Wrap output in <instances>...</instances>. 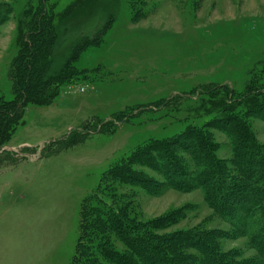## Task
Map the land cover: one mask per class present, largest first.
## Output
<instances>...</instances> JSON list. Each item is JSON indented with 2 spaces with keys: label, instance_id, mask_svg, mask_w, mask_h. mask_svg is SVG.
<instances>
[{
  "label": "rangeland",
  "instance_id": "obj_1",
  "mask_svg": "<svg viewBox=\"0 0 264 264\" xmlns=\"http://www.w3.org/2000/svg\"><path fill=\"white\" fill-rule=\"evenodd\" d=\"M41 12L65 43L107 25L75 60L82 73L52 104L30 103L0 146V264H72L82 204L98 198L155 238L201 237L253 264L264 209L238 186L264 169V0H0V101L15 97L13 65Z\"/></svg>",
  "mask_w": 264,
  "mask_h": 264
},
{
  "label": "trees",
  "instance_id": "obj_2",
  "mask_svg": "<svg viewBox=\"0 0 264 264\" xmlns=\"http://www.w3.org/2000/svg\"><path fill=\"white\" fill-rule=\"evenodd\" d=\"M29 23L30 26L33 24L35 27L23 35L20 51L13 65L15 97L10 101H0V146L8 141L17 127L23 123L22 115L20 118L17 116L20 112H25L30 103L52 104L59 93L58 90L63 80L82 73L76 68L75 60L87 46L100 41L99 35L107 25L106 22L99 23L95 27L94 35L86 33L65 43L66 40L62 38V35L60 36L53 20L50 17L45 18L43 13H37L35 19L30 20ZM64 53V57L54 66L56 56H61ZM236 125L239 129L241 128L240 132L245 133L243 139L247 140V146H251V137L248 132L243 131V127L239 123ZM197 136L198 147L206 156L210 155L211 143L200 134ZM155 149L162 152L163 156L169 155V151L163 152V149L160 150L157 145H155ZM175 159H178L177 156ZM121 174V172H110L105 174L103 179L110 176L119 180L125 179V176ZM254 178L252 182L249 180L250 185L241 184L238 186L241 198L244 203L247 202L249 205L255 201L259 205L258 207L264 209V169L258 170ZM259 188H262L263 194L258 200L252 192ZM218 189L221 192L220 197H227V191L220 186ZM247 193L249 194L247 195ZM98 199V206L91 205L89 200L82 204L80 233L72 264H198L182 252L184 247L187 248L190 245L199 247L206 264H241L225 255H218L201 237L188 235L187 239H184L186 235H183L180 238L171 239L155 238L151 236V227L136 223L126 213V206L120 207L113 201L107 202L103 198ZM249 210L246 207L245 212ZM256 224L260 228L259 231H254L255 234L252 238L258 255L253 264H264V235L262 233L264 231V213L261 214ZM114 237L122 241L127 253L120 252L115 248ZM162 239H164L162 243L164 242L166 249L160 244Z\"/></svg>",
  "mask_w": 264,
  "mask_h": 264
}]
</instances>
